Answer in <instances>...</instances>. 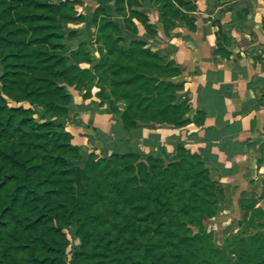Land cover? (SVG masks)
I'll use <instances>...</instances> for the list:
<instances>
[{"label":"trees","instance_id":"trees-1","mask_svg":"<svg viewBox=\"0 0 264 264\" xmlns=\"http://www.w3.org/2000/svg\"><path fill=\"white\" fill-rule=\"evenodd\" d=\"M138 1L143 0H114L115 11L124 13V8H129L130 17L123 19L125 30L120 24L107 21L111 7L102 2L104 17L99 18L97 32L98 41H105L107 50L102 56L110 59L115 67L105 73L97 70L100 77L107 80V84L100 85L98 95L102 100H110L112 96L107 94V90L111 88L112 93H119L117 100H138L128 103V108L116 118L117 131L122 132L120 138L123 141L114 140L106 146L111 152H122L121 156L138 154L131 140L140 136L143 127H180L189 122L182 113L188 108L179 112L180 109L174 106L171 112L175 116L170 119L166 116L155 118L152 112L142 114L143 107L153 100H144L139 93L136 82L145 83L148 69L139 68L134 58H141L142 54L153 60L159 58L160 54L157 56L144 48L148 39L158 37L148 17L152 7L157 6L160 23L173 28L176 20H192L187 13L195 9V0H145L143 10L136 9L140 4ZM66 6L67 2L62 0H0V264H103L104 257L98 258L105 256L107 247L115 242L108 238L105 240L104 232L97 229L96 221L101 216L106 217V212L119 211L114 208L117 200L112 198L109 207L103 204L101 207L104 208L99 209L94 196H87L89 190H83L82 172L76 164L79 149L71 143L73 136L60 120L71 105L72 97L67 87L75 83L74 78L82 73H85L83 80L92 78L89 70L76 68L75 60L68 53L65 36L69 30L63 28L65 22L61 20L63 16L69 17L68 11L65 12ZM133 18L144 26L142 37L130 31ZM110 23L116 31L111 36L107 33ZM118 42L123 45H118ZM165 71H170V68ZM173 71L178 70L174 68ZM112 76L116 77L115 80ZM165 85L176 88L169 83ZM132 105L134 109L129 110ZM36 108L42 111L38 119L35 118ZM106 147L102 150L103 158L106 157ZM176 148L177 154L188 155L183 144L179 143ZM159 150L161 153L164 151L162 148ZM189 157L198 159L196 155ZM184 162L180 160L170 169L158 173L162 178L161 187L171 188L174 183L171 182L172 176L176 170L185 169ZM204 171L208 173L203 168L200 175ZM127 182L126 175L117 182L123 199L133 197L136 191L141 198L145 192L144 185L127 188ZM95 191L100 194L97 187ZM183 192L187 193L188 188H183ZM178 197L190 199L189 196ZM199 197L202 199L198 196L193 204L197 209L203 206L202 200L199 206ZM169 200L168 206L173 207L176 199ZM248 204L251 212L264 215V209L256 207L257 200ZM180 207L188 213L186 204ZM206 207L212 215L214 205ZM180 221L192 223L184 220L183 216ZM117 223L119 227L126 228L121 221ZM71 226L76 227L75 236L80 240L78 245L73 243L74 236L64 231ZM175 235L181 241L188 238L194 241L193 236H180L177 232ZM204 250L208 252V264H218L211 260L215 254L219 255L217 260L220 259L221 264H231L224 253L226 249L205 246ZM233 251L240 264H264V242L254 246L253 242L244 241L242 247L235 245ZM178 253L186 256L182 249ZM140 257L146 258L145 251L140 253Z\"/></svg>","mask_w":264,"mask_h":264},{"label":"rangeland","instance_id":"rangeland-1","mask_svg":"<svg viewBox=\"0 0 264 264\" xmlns=\"http://www.w3.org/2000/svg\"><path fill=\"white\" fill-rule=\"evenodd\" d=\"M62 1L67 2V6H69L65 8L69 17L63 16L64 18L61 19L65 22L63 28L69 30L65 36L68 53L75 60L76 68L89 70L92 78L85 81L83 80L85 73H82L81 76L74 78L75 83L67 87V91L72 97L71 105H69L66 115L62 116L60 120L65 130L73 136L71 143L79 149V158L76 164L82 172L83 190H89L87 196H94L95 205L100 207L99 209L104 208L101 207L103 204L109 207L112 198L117 200L114 208L119 209V211L106 212L104 215L106 217L101 216L96 221L97 229L104 232L105 240L107 238L115 240L107 247L106 255L100 256L98 259L104 257L103 264H208V252L204 248L212 246L217 250L226 249L224 253L228 256L227 261L231 264H240L233 251L235 245L242 247L244 241L253 242L254 246L264 242V215L251 212V206L248 204L249 201L257 200L258 202V199L255 198V186L248 185L246 191L238 194L240 184L231 183L228 178L222 180L220 176L212 175L204 166L201 157L196 153H191L187 148L185 150L188 151V155L177 154V148L171 154L164 151L161 153L159 148L162 147L147 154L140 149L137 143H132L138 149V154L121 156L122 152H111L106 146L114 140L123 141L120 138L123 135L122 132L119 129L117 131V116L128 108V103H135L138 100H117L116 98L120 95L116 92L112 93L111 88L109 91L107 90V94L112 96L110 100H102L98 95L101 91L100 85L107 84V80L106 77L102 79L97 70L105 73L115 67L111 65L110 59L102 56L107 53V50H105V41H98L97 32L99 18L104 17L101 12L103 10L102 2L105 1L104 4L111 7L107 21L120 24L124 30L126 26L123 19L130 17L129 8H124V13L126 12L124 15L122 11L114 10V0ZM138 2L140 4L136 9L143 10L145 0ZM141 3L142 6H140ZM136 9L134 10L136 11ZM148 15L149 19L154 20L150 21L155 26L157 33H162L165 36L170 35L172 28L166 27L158 20L157 6L152 7ZM105 18L107 17L105 16ZM132 22L133 26L130 31L136 32L138 36L142 37L145 34L144 26L135 18L132 19ZM110 24V27L107 25L109 28L107 33L111 36L116 31L114 30L115 26ZM220 31H222L221 28L218 34L221 33ZM221 35H218V45L223 43ZM118 45H123V43L118 42ZM144 48H148L151 53L160 55H157L159 58H154V60L144 54L140 55L141 58H134V63L138 64L139 68L148 69L147 79H142L145 80V83L136 82L139 93L144 100H153V103L143 107L142 114L147 115L152 112L155 118L166 116L170 119L175 116V113L171 112V108L175 106L180 109L179 112L188 108L182 113L183 117L189 120L190 118L186 116L190 111L188 96L184 91L186 80L180 78L181 65L162 55L156 39H148ZM72 58L70 59L73 60ZM134 63L133 65H135ZM167 67L170 68L168 72L165 71ZM174 68L178 71H173ZM115 78L112 76V80ZM166 83L174 85L176 88L169 87L165 85ZM86 85L88 87L83 88ZM25 106L27 107V104ZM133 109V105L129 106V110ZM94 113L103 114L101 115L103 118L98 120L100 122L93 119ZM41 114L40 108H36L35 118L38 119ZM107 120H110L111 124L104 131ZM71 126L87 128L89 133L74 135V131H72L73 133L69 131ZM104 147H106L105 160L102 154ZM194 155L198 159L189 157ZM180 160H185L183 164L185 169L174 172L171 180L174 183L171 188L161 187L162 178L158 173L170 169L174 163L180 162ZM203 168H206L209 174L204 171L200 175ZM124 175L128 176L127 188L132 186L139 188L144 185L145 192L143 191L142 196L147 198L146 200L142 196L139 197L138 191L133 197L127 200L123 199V194L117 189V182ZM95 187L100 191V194L95 191ZM183 188H188V192L184 193ZM220 190H222L221 193H219ZM177 196H189L191 200L177 198ZM198 196H202V199L199 197V206H201V200L203 202L200 209L193 206L197 202ZM172 198L176 199V203L170 207L168 206L169 199L172 200ZM184 204L187 206L188 213L180 207ZM211 204L215 208L212 215L208 213L209 208L206 207ZM178 215L179 217H177ZM182 216L184 220H191L192 223H182L180 221ZM119 221L121 224H126V226L123 225L126 228L119 227L117 223ZM64 231L74 236L73 243L75 245L79 244V237L75 236V226L64 229ZM175 232L180 236H193L194 241L190 238L181 241ZM172 234L173 236L169 237ZM122 249L124 250L121 251ZM179 249H182L186 256L178 253ZM142 251L146 253L145 259L140 257ZM217 258L219 255L215 254L211 260L218 264L223 263Z\"/></svg>","mask_w":264,"mask_h":264},{"label":"crops","instance_id":"crops-1","mask_svg":"<svg viewBox=\"0 0 264 264\" xmlns=\"http://www.w3.org/2000/svg\"><path fill=\"white\" fill-rule=\"evenodd\" d=\"M194 5L191 21L176 20L169 36L158 32L156 38L162 55L181 65L189 122L143 127L131 143L147 154L158 147L171 154L181 143L212 175L240 184L238 194L254 185L256 207L264 209V0ZM69 131L89 133L76 126Z\"/></svg>","mask_w":264,"mask_h":264}]
</instances>
